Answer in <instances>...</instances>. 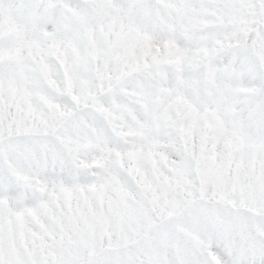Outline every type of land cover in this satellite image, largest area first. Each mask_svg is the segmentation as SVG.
Returning <instances> with one entry per match:
<instances>
[{"label":"snow or ice","instance_id":"1","mask_svg":"<svg viewBox=\"0 0 264 264\" xmlns=\"http://www.w3.org/2000/svg\"><path fill=\"white\" fill-rule=\"evenodd\" d=\"M0 264H264V0H0Z\"/></svg>","mask_w":264,"mask_h":264}]
</instances>
